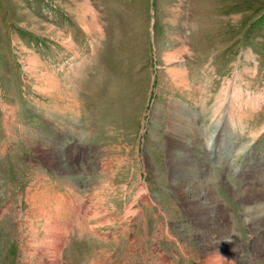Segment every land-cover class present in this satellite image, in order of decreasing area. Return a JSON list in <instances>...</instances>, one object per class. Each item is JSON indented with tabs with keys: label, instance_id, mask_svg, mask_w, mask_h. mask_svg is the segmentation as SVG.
<instances>
[{
	"label": "rangeland",
	"instance_id": "374dc122",
	"mask_svg": "<svg viewBox=\"0 0 264 264\" xmlns=\"http://www.w3.org/2000/svg\"><path fill=\"white\" fill-rule=\"evenodd\" d=\"M186 143L219 179L221 214L180 188L170 156ZM69 182L101 233L41 228L36 196ZM223 240L264 264V0H0V264H207Z\"/></svg>",
	"mask_w": 264,
	"mask_h": 264
},
{
	"label": "bare ground",
	"instance_id": "6f19581e",
	"mask_svg": "<svg viewBox=\"0 0 264 264\" xmlns=\"http://www.w3.org/2000/svg\"><path fill=\"white\" fill-rule=\"evenodd\" d=\"M92 17H95L94 14H92ZM92 21V20H91ZM94 23L92 24V22L89 23L88 25V29L90 31V28H93ZM91 32V31H90ZM183 46V45H182ZM183 48V47H182ZM176 49V48H175ZM174 49V50H175ZM180 49V48H179ZM186 49V48H185ZM170 50V49H169ZM166 53V52H165ZM180 53L179 50L177 51H172L167 54V59L171 60L172 58L176 57V55ZM182 53V52H181ZM184 54V53H183ZM181 55V54H180ZM188 55V54H187ZM179 56V55H178ZM185 56V55H184ZM182 57V55H181ZM30 59V58H29ZM188 60V59H187ZM30 64L32 66V64H35V58H31L30 59ZM190 62V61H189ZM189 68V67H188ZM185 69L180 67H171L169 72L171 73V75L176 79L178 78V80H180L183 84H187V80L186 77L181 74L182 71H184ZM188 71V69H186ZM41 87L44 91H46L47 93H52L53 91L57 90V88L60 87L59 81L57 79V76L53 73H43L42 77H41ZM53 94V93H52ZM77 99V98H75ZM75 99H72L71 101H69L68 107H73L74 109L77 108V105H79V101H76ZM226 100V101H225ZM231 103V99L229 97L226 99H223L220 103L216 102L214 107L215 110V114L218 116L220 114V116L223 115V112L221 113V110L223 108V106H225V104ZM58 105H61L60 103ZM186 105V103H185ZM66 106V105H65ZM184 106V105H183ZM182 106V108H183ZM54 107V106H53ZM47 108V106H46ZM50 108V107H48ZM55 108V107H54ZM61 108V107H60ZM63 108V107H62ZM179 108V107H178ZM72 111V110H71ZM74 111V110H73ZM76 111V110H75ZM219 116V117H220ZM227 116L229 118V114L227 113ZM221 118V117H220ZM219 120V119H218ZM52 146L55 150L62 151L61 148H63V146H58L57 144L51 143ZM173 145V144H172ZM50 146V145H49ZM196 146V145H195ZM174 148H176V146L173 145ZM172 147V149H174ZM195 147H191L189 144L186 143L185 147H182L181 150L184 153H187V160L185 158L182 157H178V154H173L171 157V161H172V165L174 167V174L175 175H179L180 178L183 180V184L180 186L181 190H183L186 194L187 192H195L197 197L193 198L194 200L196 199L197 201H200V205L202 208H199L198 211L201 212L202 214H207L209 212H217L218 214L222 213V209H221V198L217 195L216 190H215V185H217L218 180L217 178H215L214 176H212L210 174V172L206 169L205 164H206V160L199 156H193L192 155V151H194ZM64 150V149H63ZM172 151V150H171ZM60 153V152H59ZM58 158V157H57ZM171 164V163H170ZM76 170V169H75ZM73 171V170H72ZM75 172V171H74ZM178 178V177H177ZM205 180V183L203 182ZM142 189V188H141ZM141 189H139L141 192ZM180 190V191H181ZM182 191V192H183ZM49 193V192H48ZM190 194V193H189ZM191 195V194H190ZM100 197V196H99ZM36 202L40 205V208L42 211H47V214H42L43 216L46 217L45 223L43 222V225L41 226V228H45L44 224H46L47 226H53L52 223L54 222V226L53 227H58L61 231L63 232H67L66 230H64V226L61 223H58L57 220H61V217H68L69 212L66 211V209L63 207V205L61 204V201L59 199H56V197L54 196H50L47 194L46 195H39L36 196ZM192 199V198H191ZM192 199V200H193ZM36 203V204H37ZM189 203V202H188ZM196 208V207H195ZM194 208V209H195ZM68 215V216H67ZM224 215V214H223ZM48 217L51 220V223H49L48 221ZM58 217L56 220L53 221V218ZM71 218V217H70ZM45 219V218H44ZM56 225V226H55ZM41 230V229H39ZM55 230V229H54ZM215 230H217V232L221 235H226L228 234V231L231 230L230 227H228L226 224H222L221 222H217L215 225ZM42 231V230H41ZM49 231V230H48ZM44 233V232H43ZM44 242V241H43ZM224 244V245H222ZM45 245V244H44ZM28 246V245H27ZM38 246V245H37ZM133 245L130 247L132 248ZM140 246V244L138 245ZM218 246L216 249H218V251H214V253L210 256H207V258L205 259V262H207V264H237V259L240 258V253L239 250L237 249V245L233 244L231 241L229 240H223L220 241L218 243ZM39 247H43L42 245ZM45 247V246H44ZM48 247V248H47ZM32 248V247H31ZM38 248V247H37ZM50 247L48 246V244L46 245V252L48 253V249ZM185 249V248H184ZM227 250L228 252H231L233 254H237V256L231 257L229 255H227L226 253H224V251L222 250ZM26 250V248H25ZM39 250V249H38ZM30 251V250H29ZM42 251V250H41ZM128 251V250H127ZM31 252V251H30ZM46 253V254H47ZM263 253L264 250H256V253L254 254V258L253 260L255 262L257 261H262L264 262V258H263ZM38 254V253H37ZM54 255L57 254V252H53ZM232 254V255H233ZM34 255V254H32ZM191 255V254H190ZM208 255V254H207ZM39 256V254H38ZM48 256V255H47ZM58 256V255H57ZM188 256V255H187ZM42 257V256H41ZM59 257V256H58ZM40 259V258H39ZM34 260V259H33ZM88 260V259H87ZM159 260L162 262L163 258L160 257ZM257 260V261H256ZM37 261V260H36ZM43 261V260H42ZM50 262L46 263V264H61L60 259L59 258H53V260L51 261L49 259ZM92 262L89 264H99V262L101 263V260L99 259H95V260H91ZM33 261H31L32 263ZM160 262V263H161ZM261 262V263H262ZM36 263V262H35ZM45 263V262H44ZM34 264V263H33ZM42 264V263H41Z\"/></svg>",
	"mask_w": 264,
	"mask_h": 264
},
{
	"label": "crops",
	"instance_id": "0c3cea01",
	"mask_svg": "<svg viewBox=\"0 0 264 264\" xmlns=\"http://www.w3.org/2000/svg\"><path fill=\"white\" fill-rule=\"evenodd\" d=\"M72 181V180H70ZM74 181V180H73ZM72 184V185H71ZM148 187V186H147ZM146 187V188H147ZM138 188L141 189V192L144 190L143 186L138 185ZM77 188H75L73 183H68L66 184V186H63V189L60 188L61 191H53L54 193H50L49 195L56 197V199H59L61 201V204L63 205V207L66 209V211L69 212V215L67 218L66 217H62L61 220H59V223L63 224L64 226V230L66 231H75L76 228H81V232L82 234H80L81 236L85 235V228L87 227L92 233H101V229H98V226L96 222H93V220H91V215L89 214V211L87 209V199L85 198V196L83 197L82 194H77L76 191ZM138 189V195L141 193L139 192L140 190ZM47 212V211H44ZM199 212V211H198ZM71 217V218H70ZM86 217V219H85ZM103 219H101L99 221V223H107V224H111L116 220V216L114 217H110L109 218H104L101 217ZM145 218V214H144V208H137V226L139 228H145L146 226V221H143ZM123 220V222L127 221V223L130 221V216H126L123 219H121V221ZM102 224V225H103ZM106 224V225H107ZM89 225V226H88ZM77 226V227H76ZM140 235V233H139ZM138 235V236H139ZM108 236V234H107ZM142 237V236H140ZM139 237V238H140ZM142 239V238H141ZM109 240L106 238V242H108ZM220 242V241H219ZM106 250L102 251V254H105ZM101 255V254H99Z\"/></svg>",
	"mask_w": 264,
	"mask_h": 264
}]
</instances>
